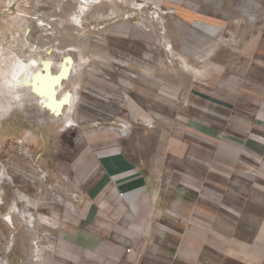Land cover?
Masks as SVG:
<instances>
[{
  "label": "rangeland",
  "instance_id": "obj_1",
  "mask_svg": "<svg viewBox=\"0 0 264 264\" xmlns=\"http://www.w3.org/2000/svg\"><path fill=\"white\" fill-rule=\"evenodd\" d=\"M84 6L0 0V68L15 61L17 74L33 64L37 72L49 61L55 74L68 60L58 95L76 96L69 114L20 96L0 112V264H73L77 242L87 264H107L97 242L85 245L74 211L91 137L95 154L103 142L134 137L147 175L165 181L159 185L216 195L205 197L204 220L222 264H264V168L258 155H247L264 114V0ZM194 118L207 121L196 124L205 133L186 130ZM231 151L238 152L232 161ZM131 250L140 255V247Z\"/></svg>",
  "mask_w": 264,
  "mask_h": 264
},
{
  "label": "crops",
  "instance_id": "obj_2",
  "mask_svg": "<svg viewBox=\"0 0 264 264\" xmlns=\"http://www.w3.org/2000/svg\"><path fill=\"white\" fill-rule=\"evenodd\" d=\"M233 114L237 112H229V116L233 117ZM251 115L254 118V114ZM259 117L260 122L251 123L252 127L253 124L256 126L251 136L257 137L247 139L252 151L247 155H258L264 168V114ZM191 118L187 117L185 122L189 123ZM194 119L191 122L193 128L187 126L186 130L197 135L205 133L197 130L196 124L207 121ZM95 139L87 138L86 171L78 178L82 184L81 196L74 207L81 217L84 227L81 230L87 232V247L97 242L96 251L101 252L107 264H191L196 260L205 264H222L217 244L211 239L204 220L209 218L211 208L205 197L217 199L216 195L207 193L205 197H193L185 188L173 192L168 186L159 185L165 181L147 175L145 169L150 164L137 149L139 140L134 137L109 145L103 142L96 154ZM227 155L232 161L237 159L238 152L231 151ZM177 216L183 220L175 219ZM75 244L70 261L73 264L91 262L88 254L81 258L77 255L79 243ZM130 246L140 247V255L132 250L126 252Z\"/></svg>",
  "mask_w": 264,
  "mask_h": 264
},
{
  "label": "bare ground",
  "instance_id": "obj_3",
  "mask_svg": "<svg viewBox=\"0 0 264 264\" xmlns=\"http://www.w3.org/2000/svg\"><path fill=\"white\" fill-rule=\"evenodd\" d=\"M78 2L80 6H87L92 0H78ZM78 17V15H74L72 21L77 20ZM67 61L60 62L59 73L55 74L52 73V65L49 61H44L40 65L42 69L39 67L37 72H32L33 66H36L33 64L32 66L28 65L19 74L16 72L15 61H13L12 65L3 64L0 68V112L11 108L17 99L16 97L20 96L25 99H33L37 104L45 106L56 115L66 106L67 114H69L75 104L76 96L70 93H63V91L60 96L58 95L60 92L58 87L61 88L63 79L68 78L71 73L72 66H69V61ZM29 92L34 95L29 96L31 95ZM1 98H5L4 103L1 102ZM123 127L125 128V126ZM40 172L43 173L42 170ZM22 216L27 226L31 227V214L27 211L23 212Z\"/></svg>",
  "mask_w": 264,
  "mask_h": 264
},
{
  "label": "built area",
  "instance_id": "obj_4",
  "mask_svg": "<svg viewBox=\"0 0 264 264\" xmlns=\"http://www.w3.org/2000/svg\"><path fill=\"white\" fill-rule=\"evenodd\" d=\"M39 171H41V170L39 169ZM128 251H129V249H128Z\"/></svg>",
  "mask_w": 264,
  "mask_h": 264
}]
</instances>
